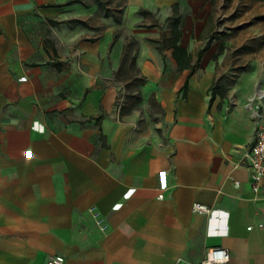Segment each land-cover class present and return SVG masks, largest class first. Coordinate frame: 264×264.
Listing matches in <instances>:
<instances>
[{
  "label": "crops",
  "instance_id": "obj_1",
  "mask_svg": "<svg viewBox=\"0 0 264 264\" xmlns=\"http://www.w3.org/2000/svg\"><path fill=\"white\" fill-rule=\"evenodd\" d=\"M150 3L126 0L119 25L88 0H0V264H195L214 246L222 264H264L244 159L260 88L213 94L182 35L196 65L178 70L159 32L126 21ZM125 36L143 78L132 110L114 76Z\"/></svg>",
  "mask_w": 264,
  "mask_h": 264
},
{
  "label": "rangeland",
  "instance_id": "obj_2",
  "mask_svg": "<svg viewBox=\"0 0 264 264\" xmlns=\"http://www.w3.org/2000/svg\"><path fill=\"white\" fill-rule=\"evenodd\" d=\"M88 1L96 2L100 12L113 23H123L126 0ZM158 1L159 6L153 8L141 6L142 11H126V21L134 22L136 33L145 27L159 32L161 37L169 36L176 5L184 46L194 53L198 63L214 70L213 94L239 98L247 92L246 87L254 86L264 91V0ZM122 34L123 29L117 28L115 36ZM161 45L158 43L157 47ZM136 46L135 40L125 36L120 66L114 74L122 83L118 102L125 104L127 110L140 108L138 90L143 78L139 76L135 61L132 62Z\"/></svg>",
  "mask_w": 264,
  "mask_h": 264
},
{
  "label": "built area",
  "instance_id": "obj_3",
  "mask_svg": "<svg viewBox=\"0 0 264 264\" xmlns=\"http://www.w3.org/2000/svg\"><path fill=\"white\" fill-rule=\"evenodd\" d=\"M264 91H258L251 98V108L253 115L257 120L255 130V139L252 145L244 154L246 165L249 169V183L251 190L255 195L262 193L264 195ZM261 111V112H260ZM193 210L209 213L210 209L203 205L194 203ZM89 212L101 231L108 228L106 218L96 209L89 207ZM250 229V226L247 227ZM229 259V253L226 249L220 246L210 247L206 250L204 257L195 264H222ZM65 258L60 254H51L46 258V264H64ZM177 264V263H175Z\"/></svg>",
  "mask_w": 264,
  "mask_h": 264
},
{
  "label": "trees",
  "instance_id": "obj_4",
  "mask_svg": "<svg viewBox=\"0 0 264 264\" xmlns=\"http://www.w3.org/2000/svg\"><path fill=\"white\" fill-rule=\"evenodd\" d=\"M143 10V9H139ZM106 16V15H105ZM179 23V15L177 13L176 5L173 7V19L170 24V32L169 36L161 37L158 42H160L161 48H171L172 56L177 62V69H189L192 71L196 65V63H192V54L188 52L186 48L182 47L179 42L181 40L182 31L178 26ZM133 40V39H132ZM199 58V57H198ZM135 61V58L132 57V62Z\"/></svg>",
  "mask_w": 264,
  "mask_h": 264
},
{
  "label": "bare ground",
  "instance_id": "obj_5",
  "mask_svg": "<svg viewBox=\"0 0 264 264\" xmlns=\"http://www.w3.org/2000/svg\"><path fill=\"white\" fill-rule=\"evenodd\" d=\"M258 91H263V90H258ZM250 99V98H249Z\"/></svg>",
  "mask_w": 264,
  "mask_h": 264
}]
</instances>
